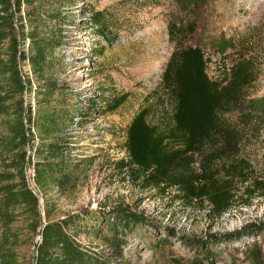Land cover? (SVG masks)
Returning a JSON list of instances; mask_svg holds the SVG:
<instances>
[{
	"label": "rangeland",
	"instance_id": "374dc122",
	"mask_svg": "<svg viewBox=\"0 0 264 264\" xmlns=\"http://www.w3.org/2000/svg\"><path fill=\"white\" fill-rule=\"evenodd\" d=\"M68 1L75 7L64 12L76 24L66 28L58 54L65 89L56 104L74 106L79 100V108L90 102L98 107L76 141V153L86 162L76 172L75 186L52 196L50 220L80 214L110 236L107 225L136 219L125 233L123 257L114 258L117 264H192L198 257L200 264H264V0ZM91 8L108 16L112 33L106 40L99 38ZM171 22L184 28L192 24L194 32L184 45L202 49L212 80H222L242 56L253 58L258 69L252 91L257 119L250 128L238 127L237 154L215 167L219 187L232 197L222 215L208 200L186 201L178 188L147 184L144 175L124 166L127 129L140 111H149L152 124L171 122L173 101L164 87L177 46L169 37ZM98 41L106 50L102 56L94 52ZM22 68L30 72L28 62ZM124 96L114 113L101 112L105 100ZM27 102L35 110L34 92ZM228 119L238 126V114ZM78 239L112 253L104 241ZM159 239L162 246H156ZM34 249L31 244L20 248L22 261L26 258L22 264L33 258ZM252 250L259 252L256 259ZM209 253L214 256L205 258Z\"/></svg>",
	"mask_w": 264,
	"mask_h": 264
},
{
	"label": "trees",
	"instance_id": "16d2710c",
	"mask_svg": "<svg viewBox=\"0 0 264 264\" xmlns=\"http://www.w3.org/2000/svg\"><path fill=\"white\" fill-rule=\"evenodd\" d=\"M66 7L75 5L68 0H0V264H22L26 258L22 261L20 248L27 244L35 247L28 264H117L114 258L123 257L127 244L125 233L138 223L131 218L109 224V236L80 214L50 220L52 196L73 188L76 172L86 162L76 153V141L98 107L90 102L79 108V100L74 106L56 104L65 89L58 54L66 28L76 24ZM92 10L99 38L106 40L112 33L108 16ZM193 32L192 24L170 23L169 37L177 44L164 74L173 101L171 122L152 124L149 111H140L127 129L124 166L144 175L147 184L178 188L186 201L206 199L222 215L232 197L219 187L215 167L237 154L238 127L250 128L257 119L252 91L259 73L255 60L242 56L222 80H212L202 49L184 45ZM94 47L97 56L106 51L99 41ZM27 62L30 72L25 74L22 64ZM33 92L35 110L27 102ZM125 101L126 96L105 100L101 112L114 113ZM233 114H238V126L228 119ZM41 224L42 237L34 242ZM79 236L104 241L112 253ZM251 253L255 259L259 254ZM196 261L192 264H200Z\"/></svg>",
	"mask_w": 264,
	"mask_h": 264
},
{
	"label": "water",
	"instance_id": "95a60500",
	"mask_svg": "<svg viewBox=\"0 0 264 264\" xmlns=\"http://www.w3.org/2000/svg\"><path fill=\"white\" fill-rule=\"evenodd\" d=\"M41 223H43V221ZM42 234H43V224H41V228H40L39 233H38V240L42 237ZM33 264H35V262Z\"/></svg>",
	"mask_w": 264,
	"mask_h": 264
}]
</instances>
